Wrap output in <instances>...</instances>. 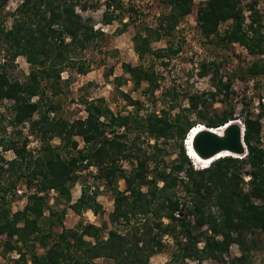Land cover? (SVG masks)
Returning a JSON list of instances; mask_svg holds the SVG:
<instances>
[{
	"label": "trees",
	"instance_id": "1",
	"mask_svg": "<svg viewBox=\"0 0 264 264\" xmlns=\"http://www.w3.org/2000/svg\"><path fill=\"white\" fill-rule=\"evenodd\" d=\"M257 2L203 0L194 6L192 0H167L169 10L160 15L157 25H145L143 31L133 35L134 51L140 63L122 62L121 68L128 78L114 76L111 81L114 88L119 90L127 80L135 89L143 83L147 84V91L158 87L159 74L154 61L166 65L164 59L177 54L180 47L172 48L169 44L154 49L151 44L155 39L171 36L179 20L190 14L193 7L200 33L206 39L225 46L238 43L253 55L264 54L262 16L256 8ZM78 4V0H22L13 12L11 26L6 28L2 14L5 1L0 0V46L9 51L12 60L22 55L31 66L25 81L10 77L0 66V103L11 101V126L28 122L29 133L40 143L38 153L33 154L27 148L26 137L21 144L12 137L0 139L1 150L14 153L11 159L0 153V236H6L5 252L17 253L16 264H94L99 257L110 259L111 264H150L151 256L166 247L163 237L169 235L173 250L166 264H189L188 260L197 264L205 260H213L211 264H255L249 259L246 237L255 232L264 233L262 100L256 114L248 102L242 101L240 112L245 114L235 115V107L229 103L234 93L231 76L224 81L213 61L200 64V76L217 79L215 91L191 93L184 110L195 113L203 125L213 128L239 119L244 126L247 148L241 157L221 156L202 169L191 165L182 143L173 162L167 163L159 157L163 140L174 138L182 142L195 127L196 123L184 112L173 118L163 109L160 113L150 110L141 115L140 101L120 91L126 104L133 107L124 114L114 113L103 98H95L85 100V117L69 121L50 116V112L59 109V104L44 100L46 89L41 80H48L47 84L55 88L64 64H75L69 54L88 47L103 34L100 28H94L90 17L83 18L76 11ZM104 6L103 23L110 24L118 17L114 10H122L123 2L106 0ZM81 8L85 10L87 3H82ZM245 10L249 11L247 24ZM222 23L229 26L221 33ZM127 25L125 21L117 32H123ZM211 36L216 39H209ZM147 59L150 61L145 62ZM76 66L80 73L89 70L86 63ZM259 70H264V64L260 68L254 63L247 69V76H254ZM110 75L111 67L104 73L106 78ZM221 93L224 97L218 100L228 103V108L221 113L210 111L209 99L214 100ZM171 94L177 96L175 89ZM174 107L170 105V109ZM35 113L39 114L37 118ZM75 136L81 137L83 148H77ZM54 137L61 140L59 145L52 144ZM74 149L77 153L71 152ZM123 161L129 168L123 166ZM90 166L96 168L95 178L113 192L114 207L108 214L111 227L106 222L83 221L77 227H65L63 218L67 208L78 215L87 209L94 214L100 212L97 188L89 193V186H83L79 197L73 202L71 199V187L80 179V172ZM244 175L249 177L247 191L241 186ZM120 180L124 183L121 190ZM19 182L29 191L24 206L12 211L10 196L16 193ZM178 187L183 196L177 193ZM50 191L57 194L51 205ZM60 199L66 206L55 208L60 205ZM126 225H130L127 230L119 229ZM233 244L239 246L240 254L227 260L224 255ZM38 248L42 253H38Z\"/></svg>",
	"mask_w": 264,
	"mask_h": 264
},
{
	"label": "rangeland",
	"instance_id": "2",
	"mask_svg": "<svg viewBox=\"0 0 264 264\" xmlns=\"http://www.w3.org/2000/svg\"><path fill=\"white\" fill-rule=\"evenodd\" d=\"M5 5L2 9L4 16V25L6 28L11 26L13 20V12L15 8L22 2V0H4ZM80 4L76 6V11L83 17H90L94 28L101 29L102 35L95 39L94 43H91L84 49H76L75 53L69 55L75 62L73 65L64 64V68L60 73V79L58 85L55 88H51L50 84H47L46 79L41 80V84L45 86V99L47 102L59 104L57 111L50 112V116H61L69 121H73L79 117H85V100H91L95 98H103L104 103L114 112L124 114L133 109L131 105H127L120 91L128 93L133 99H138L142 106H140V114L143 115L150 110H156L157 113L163 109L169 111L170 118H173L177 113L184 112L188 115L191 121H194L195 127L203 123L195 113L184 110L188 107L187 97L191 93L195 92H208L215 91L214 85L217 83V79H210L209 76H200L199 69L202 62H215L219 67V74L223 76L225 81L227 77L231 76V88L234 93L230 96L229 103L235 107V115L241 117L245 112H240L242 109V101L248 102L250 110L256 114L259 111V100L264 106V70L260 71L254 76H247V69L253 66L254 63H258L260 68L264 64V54H251L248 50L238 44L231 43L229 46L224 44H216L215 41L203 37L200 33L195 9L182 17L173 34L171 36H163L158 40H153L151 46L156 48L167 47L171 44L172 48L180 47L177 54L171 55L170 58H165L166 65H163L159 60L154 61V69L159 74V85L153 91H147V84L143 83L139 88H133L131 81L127 80L120 87L119 90L114 88V84L111 82L114 76H123L124 79L128 78L121 68L122 62H130L132 64L140 63L139 57L134 51L133 35L138 30L143 31L145 25L155 27L159 21L161 14L169 10L167 0H122L123 9L114 10V14L118 17L114 18L110 24L103 23V13L105 11L104 3L106 0H78ZM193 5L196 6L203 0H192ZM249 0H241L244 4ZM86 2L87 8L83 10L81 4ZM256 8L261 14V32L264 33V0H258ZM111 10V9H110ZM245 23L249 22V11L245 10ZM122 21V22H121ZM128 21V25L123 32L118 33L117 29L123 27V23ZM229 23H222L219 26V30L222 33L224 29L228 28ZM215 40L216 38L211 36L209 38ZM150 61L149 59L145 62ZM262 61V62H260ZM67 62V61H66ZM80 63L89 64V70L87 73H80L77 70V66ZM0 66H3L8 75L19 81H25L31 66L26 58L22 55L17 56L14 60L10 58V53L5 47L0 46ZM112 68V75L109 78L104 76V73ZM213 71V70H211ZM212 73V72H211ZM51 81V79L49 80ZM68 81V82H67ZM173 89L177 92V96L171 94ZM166 91L170 93L165 94ZM224 97L221 94L214 100L209 99L208 108L210 111L214 110L217 113H221L228 108V103L220 102L218 99ZM37 97H33V100ZM11 101L4 100L0 103V139L12 137L18 144H21L26 137L28 139L27 148L31 149L33 154L38 153L39 140L29 133V123L25 122L16 127L11 126L10 119L13 113L10 110ZM175 107L170 109V105ZM45 109V106L44 108ZM38 113L34 114V118L38 117ZM200 122V123H197ZM194 127V129H195ZM197 127V128H198ZM192 133V132H191ZM189 136L186 135L185 139H168L163 140L160 145L162 150L159 153V157L163 158L167 163L173 162L177 157L179 146L182 143L185 153L186 145H188ZM129 137H133V134H129ZM146 141L145 135L142 136ZM78 141L77 148H83L84 142L79 136H75ZM52 144L59 145L61 140L58 137H54L51 140ZM152 143L153 140H150ZM187 142V143H186ZM146 142H144V146ZM261 146L264 148V119L262 120L261 131ZM72 153H77L74 149ZM0 153L4 155L6 159L14 157L12 150L2 151L0 147ZM63 153H65L63 151ZM188 156V154H187ZM189 158V157H188ZM197 168L199 164L195 166ZM206 163V162H204ZM123 166L129 168V164L126 161L122 162ZM96 168L90 166L89 169L80 172V179L74 183L71 187V199L75 201L83 188V186H89L88 192L93 193L96 189L97 201L101 204L99 214H94L92 210L87 209L80 215L75 213L72 209L67 208L63 223L65 227H77L79 221L83 223L100 224L106 222L107 227H111L108 222V214L114 207V195L111 189L105 187L102 182L95 178ZM248 176H243V182L241 183L243 191L249 189ZM2 177L0 175V181ZM118 188L124 189V183L122 180L118 182ZM26 186L19 182L17 184L16 193L12 196L10 202V208L12 211L21 209L26 202V195L28 193ZM177 193L181 196V187L177 188ZM55 191L49 192V203L54 204ZM185 199V198H183ZM61 203L55 208H63L66 203L60 199ZM215 211V208H212ZM48 213V212H46ZM133 222V220H132ZM137 225V224H134ZM130 225L119 226V229L127 230ZM59 228H56L58 231ZM106 236V230L103 232ZM6 239L5 235L0 236V264H16L14 259L18 257L15 251L5 252L3 248V242ZM163 240L166 243V247L162 252L154 254L150 258V264H166L171 251L173 250V240L171 236L165 235ZM202 246V243H199ZM246 248L249 255V259L255 264H264V233L255 232L254 234H248L246 237ZM42 249L38 248V253H42ZM240 254V248L237 244H233L229 252L224 255L225 259L229 260L231 257ZM189 264H197L195 260H188ZM214 263L213 260H205L203 264ZM94 264H111V260L104 257H99L94 260ZM220 264V263H218Z\"/></svg>",
	"mask_w": 264,
	"mask_h": 264
},
{
	"label": "water",
	"instance_id": "3",
	"mask_svg": "<svg viewBox=\"0 0 264 264\" xmlns=\"http://www.w3.org/2000/svg\"><path fill=\"white\" fill-rule=\"evenodd\" d=\"M221 132L213 127H205L192 136V146L201 158H211L222 152L243 156L247 152L244 142V126L239 119L232 122ZM226 123V124H227Z\"/></svg>",
	"mask_w": 264,
	"mask_h": 264
},
{
	"label": "bare ground",
	"instance_id": "4",
	"mask_svg": "<svg viewBox=\"0 0 264 264\" xmlns=\"http://www.w3.org/2000/svg\"><path fill=\"white\" fill-rule=\"evenodd\" d=\"M232 122V121H231ZM228 124H226L227 126ZM198 126L195 127V129L193 128L189 133H191L190 137H189V141H188V145H187V150H188V154L193 157L194 159H196L199 163H202V162H211L212 160L218 158V157H221V156H226V155H231V156H237V155H234V154H231L229 152H222L220 153L219 155L217 156H214V157H211V158H201L199 157V155L195 152V150L193 149V146H192V136L198 132L199 130L201 129H205V125L201 124L199 125V127L197 128ZM225 126L223 127H220V128H214L216 129L217 132H221L223 130ZM189 136V134H188ZM187 143V142H186ZM241 157V156H240Z\"/></svg>",
	"mask_w": 264,
	"mask_h": 264
},
{
	"label": "clouds",
	"instance_id": "5",
	"mask_svg": "<svg viewBox=\"0 0 264 264\" xmlns=\"http://www.w3.org/2000/svg\"><path fill=\"white\" fill-rule=\"evenodd\" d=\"M192 130V128L189 130V132ZM189 134V133H188ZM187 134V136H188ZM186 148H187V145H186ZM186 152L188 154V150L186 149ZM188 157L191 159L192 161V164L195 166L196 164H199V166L197 167V169H202V168H206L210 165L211 162H202V163H199L196 159H194L193 157H191L189 154H188ZM237 157H240V156H237Z\"/></svg>",
	"mask_w": 264,
	"mask_h": 264
}]
</instances>
